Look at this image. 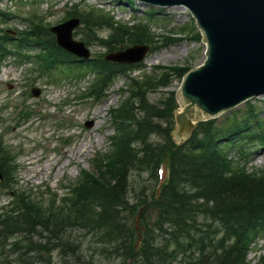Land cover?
<instances>
[{
	"label": "trees",
	"instance_id": "1",
	"mask_svg": "<svg viewBox=\"0 0 264 264\" xmlns=\"http://www.w3.org/2000/svg\"><path fill=\"white\" fill-rule=\"evenodd\" d=\"M74 14L80 16L87 30L85 39L104 41L109 50L134 43L153 45V39L146 36L148 24H134L138 28L134 33L125 23L118 24L104 13H97L102 20L92 12L78 10H72L68 17ZM155 14L150 12L149 19ZM3 16L8 17L0 10V18ZM107 16V23L111 29L116 28V33L102 39L94 29ZM18 38L19 48L34 43L44 49L37 57L45 73L52 75L59 67L75 72L76 64H82L60 48L48 26L39 21L33 20ZM11 39L7 31L0 35V62L9 52L7 44ZM88 64L98 74L94 93H100L117 74L132 67L104 58H95ZM169 70L164 75L161 71L132 77L129 94L111 110L116 134L110 139V150L99 153L92 170H83L66 187L68 192L60 205L54 199L50 205L41 206L33 197L15 192L14 207L0 215V233L9 232L0 238V245L23 231L27 235L13 242L12 249L17 251L20 246L36 250L37 254L26 256L22 251L17 260L0 264H66L64 255L68 253L72 257L67 264H91L85 253L78 254L76 243L62 241L57 235L68 226L93 230L94 253L119 264H174L178 259L188 264H248L251 243L264 230V169L247 172L229 155L240 142L236 138L245 139L254 133L247 132L248 124L237 119L225 126H217L210 119L199 122L191 137L178 144L172 134L174 112L179 106L175 92L163 93L155 102L149 98L152 89L168 86L170 75L183 76L189 69L174 66ZM252 117L251 112L246 113L243 122L254 123ZM13 160L11 151L0 141L1 185L14 186ZM164 163L168 173L161 179L159 168ZM136 173H147L149 183L133 179ZM136 186L142 188L138 194ZM138 215L139 228L135 221ZM32 233L45 238L46 243L33 241ZM22 241L25 242L21 244ZM58 248L61 259L52 261L50 250ZM258 264H264V256Z\"/></svg>",
	"mask_w": 264,
	"mask_h": 264
},
{
	"label": "rangeland",
	"instance_id": "2",
	"mask_svg": "<svg viewBox=\"0 0 264 264\" xmlns=\"http://www.w3.org/2000/svg\"><path fill=\"white\" fill-rule=\"evenodd\" d=\"M135 4L137 6L134 10L127 3H119L117 0H3L1 6L11 11L12 14L14 13L15 16L8 23L0 21V28L8 27L10 31L14 27L19 30L28 29L31 20L29 14H36L38 19L36 21L49 28L67 19L68 14H71L72 9L76 7L81 12H92L93 16H97L99 19L101 17L97 13L107 14L119 22L118 24L125 23L133 32L138 31V28L135 29L134 23L147 20L145 12L149 8V5L141 1H136ZM108 19L107 16L103 19L104 23L103 21L98 23L97 28L94 29L96 35L102 39H109L110 34L116 33V28L111 29L107 23ZM148 22L150 30L146 28V36L150 40L153 39V45L146 43L150 47L145 58L140 64H132L130 71L117 74L115 79L109 82V86L100 92L102 94L100 97L84 96L98 76L93 70L95 68L91 65H87L88 68L77 73L66 72L64 74H73V78L65 81H62L63 78H58L57 82L40 76L35 63L23 65L15 58H9L4 62L0 70V136L3 135L5 143L19 153L15 163V178L17 179L15 184L19 191L39 198H47L52 193L59 194L61 197L66 191L64 186L72 183L83 168H91V160L95 153L108 148L109 137L114 133V126L110 120V109L118 105L129 94V85L133 76L140 77L144 73H159L163 66L195 68L205 61L206 44L203 42L199 29L195 25V19L192 18L188 9L164 8L157 20L153 19ZM191 26V30L182 29V27L190 28ZM86 31H84L83 24L78 25L73 30V38L83 41L90 48L92 58L94 56L105 58L106 54L113 51L108 49V44L104 41L86 40ZM130 45L132 44L128 46ZM119 49H114V51ZM159 56L161 57L158 58ZM141 66L143 68H140ZM5 70H11V72L5 74ZM182 79L183 76H179V73L172 74L168 86L152 89L149 94L150 100L155 102L161 98L163 93L177 91L181 87ZM30 84L40 88L41 94L38 97L32 95ZM80 95L82 98L79 97ZM110 101L112 103L106 112H95L97 108L104 107ZM22 105L28 106L29 110H36L34 117L29 121H23L17 116L16 109ZM251 105L254 108H251ZM249 109L255 118L259 117L263 120V122L260 120L263 125L260 127L262 132L264 116L261 117V114H264V94L241 102L236 107L219 114L215 119L222 125L228 122V118L243 121L242 115ZM178 110H182V106ZM60 118L70 124L59 127L57 121ZM88 121H92L91 126H86ZM251 127H255V125L251 124ZM61 138H69L70 142L64 143ZM262 138L260 141L256 139L245 141L243 146H247L246 150L250 149L249 153L245 156H236L235 163H245V167L251 173L264 169V135ZM152 139H154L153 136ZM80 145L85 147L82 153L77 154L76 150ZM251 148L253 149L251 150ZM233 153L230 152V154ZM48 163H50L49 167ZM43 172L45 173L43 174ZM166 175L167 173L164 172V176ZM132 178L144 182L146 185L150 181L147 173L142 175L136 173ZM141 190L142 188L136 186L137 194ZM5 192L7 191L0 189V213L7 210L4 207L12 201V197ZM135 221L140 224V217L137 216ZM64 228L65 230L57 235L62 241L71 240L76 243L79 246L78 254L85 253L86 261H92L91 264H119L117 260H103L94 253L96 236L93 230L80 226ZM37 230L42 231L40 227ZM8 233L7 231L0 233V238ZM25 234L27 235L23 231L14 233L8 239L7 244L0 245V261H15L22 251L26 256L37 254L36 250H27L20 246L17 247V251L12 249L13 241L23 240ZM44 234L47 235V232ZM31 237L35 242L46 243V239L41 238L38 234L32 233ZM51 239L55 238L51 237ZM24 242L22 241L21 244ZM61 252L59 248L51 249L52 261H60ZM263 254L264 233L252 242L246 257L248 264H256ZM64 256L66 264L69 263L72 254L68 253ZM43 257L46 256L43 255ZM174 264L187 263L178 259Z\"/></svg>",
	"mask_w": 264,
	"mask_h": 264
},
{
	"label": "water",
	"instance_id": "3",
	"mask_svg": "<svg viewBox=\"0 0 264 264\" xmlns=\"http://www.w3.org/2000/svg\"><path fill=\"white\" fill-rule=\"evenodd\" d=\"M140 1L161 6L186 5L208 44L205 64L184 77L178 92L185 109L176 114L179 136L188 137L195 127L194 121L209 119L210 115H218L253 95L264 93V0ZM79 23L78 18H72L51 27V31L60 46L88 58L89 49L73 39V29ZM147 51L148 46L135 44L107 54L106 59L135 63ZM34 93L38 95L40 91ZM175 138L184 141V138Z\"/></svg>",
	"mask_w": 264,
	"mask_h": 264
},
{
	"label": "bare ground",
	"instance_id": "4",
	"mask_svg": "<svg viewBox=\"0 0 264 264\" xmlns=\"http://www.w3.org/2000/svg\"><path fill=\"white\" fill-rule=\"evenodd\" d=\"M119 3H126V1H128V0H117ZM146 3V2H145ZM146 5H147V3H146ZM175 7H180V8H182V6H179V5H175ZM72 10H78L76 7H74ZM134 10H135V8H134ZM78 11H80V10H78ZM81 12V11H80ZM86 12V11H85ZM163 12V11H162ZM74 16L76 17V18H78L79 19V21L81 22V18H80V16H78V15H75L74 14ZM145 16H146V18H149L150 17V11H149V8H148V10L145 12ZM155 19L157 20L158 18H156V14H155ZM160 19H162V18H160ZM85 46H86V44H85ZM86 48L87 49H90L88 46H86ZM122 49H119V50H117V51H121ZM117 51H111V52H117ZM110 52V53H111ZM161 56H159L158 58H160ZM171 67H174L173 65H171V66H166V67H162V74L161 75H164V74H168L169 72H171L169 69L171 68ZM140 68H143L142 66L140 67ZM129 69V71L131 70V68H128ZM165 69V70H164ZM11 72V70H6L5 71V74H9ZM160 73V72H159ZM167 78H168V76H167ZM169 79H171V75H170V78ZM167 85H169V84H167ZM180 91V89H178V91H177V93H175V96H176V98H175V100H176V102L178 103V109H179V107L181 106V103L180 102H178L177 100H178V92ZM250 99V98H249ZM112 103V101H110L109 103H107V104H105V106L104 107H101V108H97L96 110H95V112H100V111H102V112H106V110L108 109V106L110 105ZM183 110H185L184 108H182ZM264 116V114H261V117H263ZM204 120H206V119H202V121H204ZM263 122V120L262 119H260L259 117L258 118H256V120H255V123L257 124V125H262V123H261V121ZM197 121H201V120H197ZM263 133L262 134H260L259 136H258V138H259V140H262L263 138ZM84 147L85 146H82V145H80V147L76 150V153L77 154H79V153H82V151L84 150ZM253 149V148H252ZM251 149V150H252ZM49 165H50V163H48V167H49ZM45 172H43V174H44ZM46 198V197H45ZM47 200H49V201H53V200H51L50 198H46ZM8 243V240H7V242H6V244ZM12 246H13V243H12ZM247 257V256H246ZM247 260V259H246Z\"/></svg>",
	"mask_w": 264,
	"mask_h": 264
}]
</instances>
